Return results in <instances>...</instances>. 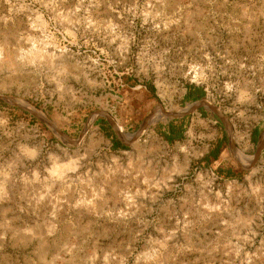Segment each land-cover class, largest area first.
<instances>
[{
  "label": "rangeland",
  "instance_id": "rangeland-1",
  "mask_svg": "<svg viewBox=\"0 0 264 264\" xmlns=\"http://www.w3.org/2000/svg\"><path fill=\"white\" fill-rule=\"evenodd\" d=\"M263 131L264 0H0V264H264Z\"/></svg>",
  "mask_w": 264,
  "mask_h": 264
},
{
  "label": "crops",
  "instance_id": "crops-1",
  "mask_svg": "<svg viewBox=\"0 0 264 264\" xmlns=\"http://www.w3.org/2000/svg\"><path fill=\"white\" fill-rule=\"evenodd\" d=\"M131 89L132 90L130 92H125L123 95L118 97V99L120 100L119 102L120 106L117 108V116H118L117 123L123 124L124 126H129L132 122H136L137 116L139 115V111L144 110L147 104L150 102V98H148V94H147L148 90L144 86L135 85L131 87ZM204 94H205V89L200 85L191 83L185 86L184 99H186L188 102H192V104L198 99H200ZM208 115L209 114L205 110L204 106L198 105L194 109H192V112H190L189 114L184 115V116H179L177 120L170 121V123L168 124V129L171 126V129L173 128L172 130L174 131L176 130V133L178 132V134L180 132V136L183 137L185 133V129H183L182 132L179 131V127H175L173 122L175 123L176 121H178V123H184L185 125V122L187 119L188 120L187 126H188L191 117L199 118V117L208 116ZM215 122L216 120L213 121L214 124ZM164 133L166 137L170 135V132L168 133L167 130ZM220 141L221 139L217 138L216 140L212 142V144L210 145V148L207 151H205L203 159L206 164L210 165V164H213L214 162L218 164L219 161L223 159V156H222L223 149L220 144ZM217 144H220L218 146L219 150L216 156L214 157V159H212L208 156V153L211 152L212 149H214L217 146ZM221 169L223 170L222 173L224 175L225 174L229 175L233 173L234 171V168H231V167H224Z\"/></svg>",
  "mask_w": 264,
  "mask_h": 264
},
{
  "label": "water",
  "instance_id": "water-1",
  "mask_svg": "<svg viewBox=\"0 0 264 264\" xmlns=\"http://www.w3.org/2000/svg\"><path fill=\"white\" fill-rule=\"evenodd\" d=\"M206 105V107L211 111L213 112V114H215V116L218 118V120L221 122V124L223 125V127L225 128V130L227 131V135H228V144H229V147L231 148L232 147V141H231V136H230V132L228 130V126L226 124V121L224 119V116L220 113V111L218 110L217 107L211 105L209 102H207V100L204 98V97H201L200 99H198L197 101H195L191 106L190 108L186 111V112H182V113H178L176 116L179 117V116H184V115H187L189 114L190 112H192V109H194L196 106L198 105ZM104 116L106 117V119L109 121V123L112 125V127L118 132L120 133V129H118V126L116 125V122L110 117L108 116L107 114H104ZM143 126H144V122H142L139 127L137 128V130L135 132H133L131 134V141H134L136 138H138L142 131H143ZM264 139V131L258 136V139H257V146H256V150H255V153L253 155V158H252V161L250 162L249 166L248 167H251L253 162L256 160L257 158V155H258V152H259V149L261 147V144H262V141ZM124 142V141H123ZM125 144L127 142H124ZM238 166L242 169H248L244 166H241L240 164H238Z\"/></svg>",
  "mask_w": 264,
  "mask_h": 264
},
{
  "label": "trees",
  "instance_id": "trees-1",
  "mask_svg": "<svg viewBox=\"0 0 264 264\" xmlns=\"http://www.w3.org/2000/svg\"><path fill=\"white\" fill-rule=\"evenodd\" d=\"M173 129V128H172ZM171 129V126L169 127V132H170V135H168L167 137H166V139L168 140V141H172V140H174V139H179V137H181L180 136V132H179V134H178V132L176 133V130L174 131V130H172ZM220 144H221V142H220ZM220 144H217V146L214 148V149H212V151L211 152H209L208 153V156L210 157V158H212V159H214V157L216 156V154H217V152H218V146L220 145ZM222 146V145H221Z\"/></svg>",
  "mask_w": 264,
  "mask_h": 264
},
{
  "label": "bare ground",
  "instance_id": "bare-ground-1",
  "mask_svg": "<svg viewBox=\"0 0 264 264\" xmlns=\"http://www.w3.org/2000/svg\"><path fill=\"white\" fill-rule=\"evenodd\" d=\"M38 51L35 49V50H33V51H30V57H35V56H37L38 54ZM37 58V57H36ZM118 129H120V131H121V127L119 126V128ZM68 167L67 166H65V167H61V168H58L57 170H59V171H63L64 169H67Z\"/></svg>",
  "mask_w": 264,
  "mask_h": 264
}]
</instances>
